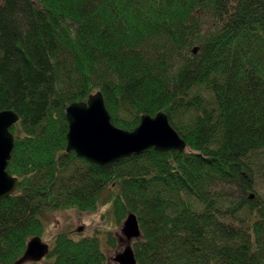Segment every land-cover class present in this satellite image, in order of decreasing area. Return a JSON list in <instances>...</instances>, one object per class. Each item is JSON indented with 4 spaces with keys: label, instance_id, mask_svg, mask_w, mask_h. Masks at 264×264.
Listing matches in <instances>:
<instances>
[{
    "label": "trees",
    "instance_id": "obj_1",
    "mask_svg": "<svg viewBox=\"0 0 264 264\" xmlns=\"http://www.w3.org/2000/svg\"><path fill=\"white\" fill-rule=\"evenodd\" d=\"M98 91L117 127L164 112L187 149L68 153L66 109ZM6 110L20 189L0 201V264L46 212H94L108 189L120 224L139 218L138 264H264V0H0ZM46 258L109 264L97 236L60 234Z\"/></svg>",
    "mask_w": 264,
    "mask_h": 264
},
{
    "label": "water",
    "instance_id": "obj_2",
    "mask_svg": "<svg viewBox=\"0 0 264 264\" xmlns=\"http://www.w3.org/2000/svg\"><path fill=\"white\" fill-rule=\"evenodd\" d=\"M199 50V47H195L193 52L198 53ZM66 117L69 123L67 152L74 151L79 158L101 166L142 155L151 149L161 153L184 152L187 149L186 141L164 112H159L154 117L142 116L140 125L133 131L114 125L101 91L90 95L87 101L69 105ZM19 121V115L12 110L0 112V201L16 194L20 189L19 179L7 170L16 140L11 128ZM122 234L125 246L114 257V261L117 264H138L133 242L141 238L142 230L135 213L127 215ZM49 252V245L40 236H35L28 242L23 256L15 264L42 261Z\"/></svg>",
    "mask_w": 264,
    "mask_h": 264
},
{
    "label": "rangeland",
    "instance_id": "obj_3",
    "mask_svg": "<svg viewBox=\"0 0 264 264\" xmlns=\"http://www.w3.org/2000/svg\"><path fill=\"white\" fill-rule=\"evenodd\" d=\"M111 189L103 193L101 204L94 212H80L76 209L50 210L44 215L45 231L42 240L52 250L56 237L68 234L75 240L97 236L101 248L109 259V264H114L113 257L121 252L125 246L122 236L124 221L120 224L114 214L110 202ZM79 229H82L81 231ZM45 258L41 262H27L25 264H47Z\"/></svg>",
    "mask_w": 264,
    "mask_h": 264
},
{
    "label": "flooded vegetation",
    "instance_id": "obj_4",
    "mask_svg": "<svg viewBox=\"0 0 264 264\" xmlns=\"http://www.w3.org/2000/svg\"><path fill=\"white\" fill-rule=\"evenodd\" d=\"M115 264V263H114Z\"/></svg>",
    "mask_w": 264,
    "mask_h": 264
}]
</instances>
